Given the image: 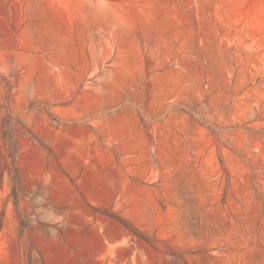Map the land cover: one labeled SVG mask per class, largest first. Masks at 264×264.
<instances>
[{
  "label": "rangeland",
  "instance_id": "obj_1",
  "mask_svg": "<svg viewBox=\"0 0 264 264\" xmlns=\"http://www.w3.org/2000/svg\"><path fill=\"white\" fill-rule=\"evenodd\" d=\"M0 264H264V0H0Z\"/></svg>",
  "mask_w": 264,
  "mask_h": 264
},
{
  "label": "trees",
  "instance_id": "obj_2",
  "mask_svg": "<svg viewBox=\"0 0 264 264\" xmlns=\"http://www.w3.org/2000/svg\"><path fill=\"white\" fill-rule=\"evenodd\" d=\"M111 218L115 219L116 221H118L120 224H122L125 228L129 229L130 232L135 235V236H138L142 239H145V237L143 236L142 233H140L137 229H135L131 224H129L127 221H125L123 218L121 217H118L116 215H112L110 214L109 215ZM147 240V239H145Z\"/></svg>",
  "mask_w": 264,
  "mask_h": 264
}]
</instances>
